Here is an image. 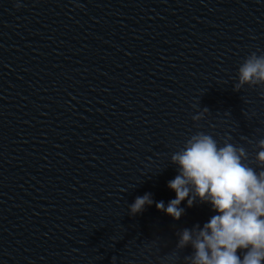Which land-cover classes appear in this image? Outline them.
<instances>
[{"label":"water","instance_id":"1","mask_svg":"<svg viewBox=\"0 0 264 264\" xmlns=\"http://www.w3.org/2000/svg\"><path fill=\"white\" fill-rule=\"evenodd\" d=\"M253 53L264 0H0V264H190L211 205L156 202L199 133L264 171Z\"/></svg>","mask_w":264,"mask_h":264},{"label":"clouds","instance_id":"2","mask_svg":"<svg viewBox=\"0 0 264 264\" xmlns=\"http://www.w3.org/2000/svg\"><path fill=\"white\" fill-rule=\"evenodd\" d=\"M19 8L20 5L18 4ZM241 84L264 82V56L253 53L239 68ZM257 160L264 165V140ZM247 153L231 143L220 146L212 136L193 135L172 161L179 174L168 183L175 198L156 202L158 210L175 220L184 214L181 205L192 207L197 198L215 213L194 231L184 230L180 247L191 245L190 264H264V171L244 161ZM153 203L150 194L131 206L141 213Z\"/></svg>","mask_w":264,"mask_h":264}]
</instances>
